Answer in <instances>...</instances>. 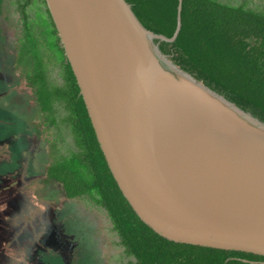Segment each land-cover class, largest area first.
Returning <instances> with one entry per match:
<instances>
[{"label":"water","instance_id":"obj_1","mask_svg":"<svg viewBox=\"0 0 264 264\" xmlns=\"http://www.w3.org/2000/svg\"><path fill=\"white\" fill-rule=\"evenodd\" d=\"M99 142L140 217L264 255V121L182 68L127 0H46Z\"/></svg>","mask_w":264,"mask_h":264},{"label":"trees","instance_id":"obj_2","mask_svg":"<svg viewBox=\"0 0 264 264\" xmlns=\"http://www.w3.org/2000/svg\"><path fill=\"white\" fill-rule=\"evenodd\" d=\"M127 1L146 27L174 35L180 0ZM13 3L22 26L16 65L47 124L72 140L65 152L58 139L52 141L47 176L62 184L68 198L87 197L107 210L126 253L135 258L129 264H264L263 254L169 239L140 217L110 168L46 0ZM4 5L0 0V13ZM181 14L177 38L156 39L162 51L264 121V10L248 0H183Z\"/></svg>","mask_w":264,"mask_h":264},{"label":"rangeland","instance_id":"obj_3","mask_svg":"<svg viewBox=\"0 0 264 264\" xmlns=\"http://www.w3.org/2000/svg\"><path fill=\"white\" fill-rule=\"evenodd\" d=\"M13 1L0 13V264H129L135 258L107 210L68 198L47 176L52 141L65 152L72 140L47 124L16 65L22 26ZM248 1L264 10V0Z\"/></svg>","mask_w":264,"mask_h":264}]
</instances>
